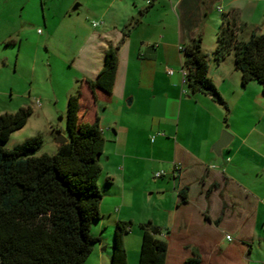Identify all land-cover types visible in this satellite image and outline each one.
<instances>
[{"label":"crops","instance_id":"obj_1","mask_svg":"<svg viewBox=\"0 0 264 264\" xmlns=\"http://www.w3.org/2000/svg\"><path fill=\"white\" fill-rule=\"evenodd\" d=\"M97 6L103 24L72 57L77 74L64 93L66 109L58 111L65 118L69 98L80 92V123L98 121L106 139L101 218L93 226L102 241L86 264H111L119 221L132 222L125 237L129 264H139L140 224L148 222L168 243L166 264L196 255L200 264L255 263L253 246L264 241L263 89L256 81L243 84L234 55L217 63L212 53L226 18L240 39L250 38L259 1L153 0L147 6L145 0H112ZM196 38L211 57L209 74L226 106L188 89L183 49ZM122 40L112 93L92 89L89 81L97 79L107 50ZM224 131L233 139L218 157L214 146Z\"/></svg>","mask_w":264,"mask_h":264},{"label":"trees","instance_id":"obj_2","mask_svg":"<svg viewBox=\"0 0 264 264\" xmlns=\"http://www.w3.org/2000/svg\"><path fill=\"white\" fill-rule=\"evenodd\" d=\"M123 40L110 46L92 89L112 93L118 70V51ZM183 68L191 93L210 95L226 106L209 74L211 57L196 38L183 49ZM234 55L243 84L256 81L264 94V31H254L248 40L239 37L235 23L226 18L218 31L212 59L221 63ZM80 96L71 95L67 108L68 142L54 154L37 155L41 135L28 138L14 149L4 144L22 129L33 114L31 107L0 114V264H86L102 241L93 226L100 218L103 193L99 185L106 139L99 122L80 123ZM58 133H60L58 131ZM183 200L187 199L185 191ZM132 222L115 227L111 264H129L125 237ZM142 245L139 264H166L168 243L161 228L151 222L140 224ZM198 255L184 264H200Z\"/></svg>","mask_w":264,"mask_h":264},{"label":"rangeland","instance_id":"obj_3","mask_svg":"<svg viewBox=\"0 0 264 264\" xmlns=\"http://www.w3.org/2000/svg\"><path fill=\"white\" fill-rule=\"evenodd\" d=\"M110 1L0 0V114L33 109L27 124L4 144L6 149L41 135L37 155L54 154L57 135L68 134L67 119L58 111L66 109L64 93L77 74L72 57L86 37L100 29L94 26L103 22L97 21V5ZM256 1L252 28L264 31V0ZM251 30L244 28V36ZM253 248V264H264V241Z\"/></svg>","mask_w":264,"mask_h":264},{"label":"water","instance_id":"obj_4","mask_svg":"<svg viewBox=\"0 0 264 264\" xmlns=\"http://www.w3.org/2000/svg\"><path fill=\"white\" fill-rule=\"evenodd\" d=\"M78 7L79 5H77L74 8V10H76ZM232 139L233 137L228 131L223 132L222 138L214 146V152L218 157L222 156V151L230 145V143L232 142ZM67 142H68V138L61 134H58L55 139V144L57 147H60ZM100 158H101V155L98 156L99 161H100Z\"/></svg>","mask_w":264,"mask_h":264},{"label":"built area","instance_id":"obj_5","mask_svg":"<svg viewBox=\"0 0 264 264\" xmlns=\"http://www.w3.org/2000/svg\"><path fill=\"white\" fill-rule=\"evenodd\" d=\"M146 1V4H147V6H150L152 3H153V0H145ZM103 23L102 22H94V26L95 27H99V26H101ZM168 73L169 74H173L174 73V70L173 69H168ZM184 74H185V76H187V71L184 69ZM160 135H164V133H158V134H156V135H153L152 137H151V140H152V142L153 141H155V139L157 138V136H160ZM164 175V172H157L156 174H155V176H156V178H160V177H162ZM229 240H231V237L230 236H228L227 237Z\"/></svg>","mask_w":264,"mask_h":264},{"label":"clouds","instance_id":"obj_6","mask_svg":"<svg viewBox=\"0 0 264 264\" xmlns=\"http://www.w3.org/2000/svg\"><path fill=\"white\" fill-rule=\"evenodd\" d=\"M233 6H236V5H233Z\"/></svg>","mask_w":264,"mask_h":264}]
</instances>
